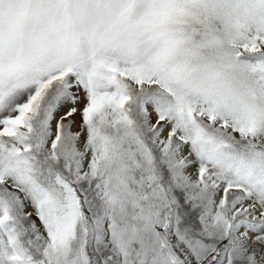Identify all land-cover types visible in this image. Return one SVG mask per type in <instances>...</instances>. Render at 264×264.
<instances>
[{
    "label": "snow or ice",
    "instance_id": "snow-or-ice-1",
    "mask_svg": "<svg viewBox=\"0 0 264 264\" xmlns=\"http://www.w3.org/2000/svg\"><path fill=\"white\" fill-rule=\"evenodd\" d=\"M0 264H264V0H0Z\"/></svg>",
    "mask_w": 264,
    "mask_h": 264
}]
</instances>
